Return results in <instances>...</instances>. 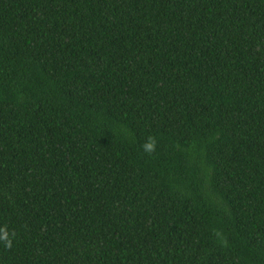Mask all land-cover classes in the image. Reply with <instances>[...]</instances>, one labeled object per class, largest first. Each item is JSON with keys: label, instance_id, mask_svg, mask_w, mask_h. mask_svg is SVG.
Returning a JSON list of instances; mask_svg holds the SVG:
<instances>
[{"label": "trees", "instance_id": "16d2710c", "mask_svg": "<svg viewBox=\"0 0 264 264\" xmlns=\"http://www.w3.org/2000/svg\"><path fill=\"white\" fill-rule=\"evenodd\" d=\"M0 227V264H264V0H0Z\"/></svg>", "mask_w": 264, "mask_h": 264}, {"label": "clouds", "instance_id": "9594fccd", "mask_svg": "<svg viewBox=\"0 0 264 264\" xmlns=\"http://www.w3.org/2000/svg\"><path fill=\"white\" fill-rule=\"evenodd\" d=\"M155 143H156L155 139L153 137H149L142 146L144 152L146 153L153 152L155 150ZM0 243H3L6 247L12 246V236L3 227H0Z\"/></svg>", "mask_w": 264, "mask_h": 264}]
</instances>
